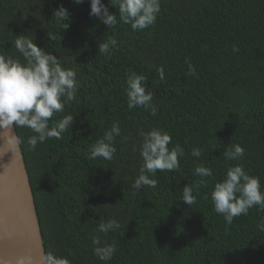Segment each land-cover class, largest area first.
Here are the masks:
<instances>
[{
  "label": "trees",
  "instance_id": "16d2710c",
  "mask_svg": "<svg viewBox=\"0 0 264 264\" xmlns=\"http://www.w3.org/2000/svg\"><path fill=\"white\" fill-rule=\"evenodd\" d=\"M102 2L116 14L115 26L90 17L89 0H0V54L23 62L14 40L24 34L74 69L79 82L76 99L53 117L74 116L61 139L30 149L27 138L34 133L14 126L45 254L70 264H264L258 228L264 210L250 208L229 225L210 198L226 166L235 163L259 177L264 191V0H160L155 23L139 31ZM60 4L70 13L67 29L53 16ZM111 39L117 44L100 53L98 45ZM131 72L147 77L155 115L151 108L128 109L124 88ZM114 121L121 134L113 159H91V144ZM152 127L168 132L169 147L180 144L184 155L178 170L155 173V188L135 190L139 131ZM234 144L244 156L226 161L223 153ZM194 147L202 151L199 158L191 155ZM200 163L212 169L211 178L195 174ZM201 179L206 183L193 187L195 203L180 201L182 188ZM108 219L121 227L99 233L98 224ZM94 236L115 243L111 260L93 254Z\"/></svg>",
  "mask_w": 264,
  "mask_h": 264
},
{
  "label": "clouds",
  "instance_id": "9594fccd",
  "mask_svg": "<svg viewBox=\"0 0 264 264\" xmlns=\"http://www.w3.org/2000/svg\"><path fill=\"white\" fill-rule=\"evenodd\" d=\"M84 0H73L81 4ZM90 17H96L102 24L112 27L117 24L116 14L109 11L108 5L102 0H89ZM109 5L119 12V19L129 24L134 31L144 30L153 25L160 12V0H108ZM53 16L62 23V28H69L70 13L63 4L53 9ZM66 21V22H65ZM115 39L102 42L98 45L100 53L107 54L110 46H115ZM14 47L23 58L5 56L0 54V131L10 130L13 126L28 128L34 133L27 138L30 149L37 143L47 139H61L63 133L68 131L74 121L72 114H65L62 118L53 121L54 115L63 113L65 105L76 99L79 82L76 71L72 68L62 67L61 61L52 52L38 46L33 38L24 34L16 35ZM233 51L239 49L233 46ZM160 78L164 77L163 68L158 69ZM189 75H195L191 63L188 65ZM147 77L144 74L131 72L128 74L124 88L129 110L143 107L151 108V114H156V107L152 104L153 92L146 87ZM51 122V123H50ZM121 134L119 122L114 121L104 135L95 140L89 148L91 159L102 158L112 160L116 152L114 140ZM142 138L139 145V154L142 160L139 174L135 178L132 188L141 189L143 186L155 188L157 180L152 178L159 171H174L180 167L179 157L184 155L180 144L169 147L172 142L171 135L163 129L152 127L148 131L140 130ZM9 140V145L19 143ZM245 149L239 144L227 147L223 153L226 161H240ZM193 157L202 155L200 148L194 147L191 151ZM194 172L201 178H211L212 169L203 163L195 166ZM206 181L201 179L194 185L186 184L182 188V201L192 205L196 201L193 187L199 190ZM213 210L222 215L227 224H231L235 217L247 215L248 210L258 207L264 210V191L261 190L260 179L245 171L240 163L226 166L224 178L216 181L210 192ZM121 227L117 219H108L98 224L97 231L107 235L109 232ZM264 231V219L258 224ZM93 254L101 261H109L116 252L115 243L102 241L100 237L92 238ZM43 264H70L68 258L59 256L52 251L42 257Z\"/></svg>",
  "mask_w": 264,
  "mask_h": 264
},
{
  "label": "water",
  "instance_id": "95a60500",
  "mask_svg": "<svg viewBox=\"0 0 264 264\" xmlns=\"http://www.w3.org/2000/svg\"><path fill=\"white\" fill-rule=\"evenodd\" d=\"M15 127L0 131V264H43L34 197Z\"/></svg>",
  "mask_w": 264,
  "mask_h": 264
}]
</instances>
